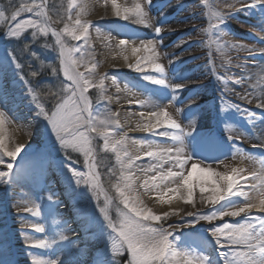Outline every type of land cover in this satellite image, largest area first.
<instances>
[{"label": "bare ground", "instance_id": "1", "mask_svg": "<svg viewBox=\"0 0 264 264\" xmlns=\"http://www.w3.org/2000/svg\"><path fill=\"white\" fill-rule=\"evenodd\" d=\"M136 4H140L142 11L147 13L146 23H140L139 17L133 11L125 13V9H134ZM71 13L72 28L78 27L77 18L88 25L86 34L79 33L86 36L87 42L83 39L75 42L81 49L74 53L75 58L79 60L82 54L84 56L83 62L77 65V70L89 78L88 88L98 86L103 92V109L92 112L97 122L105 117L110 120L103 131L109 134V145L123 159L128 169V187L131 190L126 193L127 198L143 210L152 205L151 209H156L158 215L170 209L181 208V198L177 192L170 191L175 188L174 184L178 180L170 183L164 180L160 183L161 176L170 168L174 172L183 170L187 175L189 170L186 171V166L180 169L176 164L177 159L213 171L209 161L214 151L206 139L210 135L209 128L205 125L203 115L199 113V109L206 104L196 103L205 97L201 92L205 84L198 83L200 79L197 67L192 63L202 60L203 57L193 54L194 44L187 39L189 31L183 29V19L175 0H73ZM157 27L160 28L159 34L156 33ZM149 40L155 46L154 49L146 50L143 45ZM121 41L125 43L121 44ZM258 42L260 43L257 40ZM262 43L264 41L260 44ZM133 49L139 51L133 54ZM148 56L155 58L154 62L162 66L163 73L153 71L151 63L143 71L136 70L138 59L143 66L145 61L142 58ZM260 68L256 63L253 76H249L251 80L248 76L243 78L246 82L241 86L245 88L248 103L242 102V105L246 108L236 106L228 100L230 96L240 97L238 91L242 87L221 83L215 96L223 103L225 115L232 117L225 124L223 132L249 147V152L254 153L248 157L246 164L239 165L237 182L257 205L264 198V185L260 181H255L257 190L252 191L253 176L262 175L264 170V107H258L264 103V74ZM14 72L7 66L5 58L0 60V112L5 117L0 125V139L7 151H15L16 148L23 151L32 149L41 136L34 127L38 122V115L33 108L34 102L27 99L31 91L19 72ZM157 79L163 80L164 84L154 83ZM160 92L164 96H159ZM232 108L234 113L230 112ZM153 112L167 113L166 117L161 115L160 120H170L178 127L161 123L150 130H144L145 125L156 124V117L151 116ZM8 115L14 121H9ZM191 123L197 125L194 130L186 127ZM167 132L174 133L173 137L180 135L181 141L162 135ZM187 135L196 137L195 145L192 144L195 146L194 152L197 150L199 156L204 159L208 157L207 160L196 162L185 158L188 152L185 148L191 143L186 146L182 143V151L177 155V149L181 147L174 148L170 144L174 146L181 143ZM145 137L155 139V142L145 146L140 139ZM120 140L124 141L123 145L119 143ZM165 148L171 149L167 162L147 156L149 151L163 152ZM5 160L6 156L0 149V164ZM161 162L166 167L161 170L160 176L158 171ZM22 168L26 167H16V171L23 172L21 176L0 182V220H4L6 224L0 228V235L7 233L0 238V264H103V260L113 254L110 248L115 249V245L110 248L101 246L90 232L91 225L86 220L89 207L78 196V186L68 179L70 175L73 177L70 171L72 167L53 163L44 169L43 177H46L48 186L53 187L51 194L43 193L31 173ZM72 169L80 173L78 168ZM148 172H157V176L151 179L142 174ZM145 181L148 183L145 184ZM156 184H159L162 194H142L141 191ZM196 189L195 198H198L199 203L207 191L202 196L199 189ZM166 193L167 200L163 197ZM207 194L210 195L211 192L208 191ZM238 199L243 206V197L238 196ZM24 208L27 209L25 212H15ZM247 213L264 217V212L257 211L256 208ZM36 222L43 231L35 230L38 229ZM254 223L258 224L259 220L254 218ZM215 227L218 226H213L210 231ZM40 236L44 240H40ZM62 238L67 240L62 242ZM49 239L54 241L56 250L61 254L57 258L52 256ZM42 241L46 243L45 247L36 246ZM79 242L85 244L81 251L75 247ZM208 242V248H219L215 237L209 236ZM215 257L217 264H223L219 257ZM174 259L183 260L181 256Z\"/></svg>", "mask_w": 264, "mask_h": 264}, {"label": "rangeland", "instance_id": "2", "mask_svg": "<svg viewBox=\"0 0 264 264\" xmlns=\"http://www.w3.org/2000/svg\"><path fill=\"white\" fill-rule=\"evenodd\" d=\"M33 2L39 3L40 0H14L11 7L19 6L21 3L32 4ZM253 3L254 0H175L176 7L180 9V17L183 19V29L189 31L187 39L194 44L193 54L203 57L202 60H196L192 63L193 66L197 67L200 79L198 83L205 84L201 89L205 97L202 100L196 101V103L200 104L204 102L206 104L199 109V113L203 115L205 125L209 128L210 135L206 139L214 151L209 164L213 167V172L221 175H232L233 170H238L239 165L246 164L248 157L250 158L254 155V153L249 152V147L223 132L225 124L229 123L232 117L225 115L223 103L215 97L217 90L221 88V83L231 87H242V90L238 91L241 94L240 97L230 96L228 100L236 106L246 108L242 105V102L248 103L245 88L241 86L243 82H246V79L243 78L244 76H248L247 78L250 79L249 76H253V69L256 63L260 65L261 70L264 69V57H261L264 54V43L260 44L264 41V3H254V6H247ZM44 4L46 5L44 11L49 17L44 25L48 28L46 35L40 33L38 29L26 27L21 31L19 38L9 37L7 35L8 27L14 25L16 22L5 20L0 23V31L4 33L0 39V60L5 58L7 66L12 68L15 74L19 72L28 85L31 94L29 98H26L34 102L33 108L35 114L38 115V122L37 124L35 123L34 127L41 136L32 149L20 151L15 159L6 156V160L0 164V172H10V175L8 177H0V182L4 183L12 177L21 176L23 172L16 171L17 165H20L21 167H26L25 169L22 168V170L31 173L43 193L51 194L53 187H49L46 177H43L46 167L50 164L58 163L67 168L70 166L78 168L80 173H76L70 168L73 177L70 175L68 179L78 186V196L89 207V214L86 220L88 221L87 224L91 225L90 232L96 237V241L101 243V246H108L110 248L111 245H115V249H119V237L109 227L108 221L104 219V216L106 213L112 222L117 224L118 228L121 212H127V209L124 208L121 202L120 193L123 192L124 196L127 197L126 193L131 189L128 187L130 181L125 179L128 178V169L123 159L120 158L112 146L109 145L108 148L104 147L105 141L103 136L90 130L87 134L90 138L88 147L91 151L87 155L84 151L62 147L60 141L56 138V134L52 131L51 125L40 114V109L37 107V103L42 104L39 95L33 91L23 77L21 68H17L16 66L18 63L14 58L15 56L11 55L9 51L13 48L14 44L23 42L20 40H24L26 42L22 50L28 59H30L29 56H33L34 51L38 52V48L43 49L44 53H40L44 58L51 59V53H53L56 61L54 64L51 63L52 66L49 68L51 81L48 82L55 87L59 97L65 95L62 92V88L65 84L71 86V82L66 80L63 75V67L59 59L60 45L56 43V37L52 33L53 30L60 33L66 50L77 47L76 40H73L70 35L64 32L65 25H69L72 28L71 12L73 0H44ZM51 4L59 8V12L54 11L53 16H51ZM0 10L4 11L6 17H10L11 9L9 12H6L3 9L1 0ZM28 19L40 20L41 18L33 16L32 13L23 12L17 18V22H23ZM34 31L37 32L35 40L38 39L41 42L39 45L38 43L33 45L34 39L32 33ZM257 40L260 43H257ZM251 54H255V56H249ZM33 95L36 96V100H33ZM85 95L90 102L92 111L103 109L101 105L104 95L100 87L93 86L88 88ZM159 96H164V94L160 92ZM169 103L171 104L172 102ZM230 112L234 113V108ZM0 119L3 122L5 121V117ZM8 119L11 122L14 121L11 116ZM196 126V124L191 123L186 127L189 130H194ZM162 135L171 138L174 133L167 132ZM140 139L142 140L141 143L145 146L152 145L155 142V139L153 140L150 137ZM195 141L196 137L194 135H187L181 143H176L174 146L173 144H169L174 148H183L182 143L185 146L191 143L185 148L188 150L185 158L188 160L192 159V161L196 160V162L207 160L208 157L205 159L200 157L197 150L194 152L195 146L193 147V145H195ZM223 141L226 142L224 143ZM44 148H49L50 150H44ZM9 163L13 166L11 170L7 168V164ZM185 166L186 171H190L193 164H186ZM165 167L166 165L161 162L158 175L161 176V170H164ZM169 170L174 172L171 168ZM142 174L151 177V179L157 176V172ZM167 181L170 183L172 180ZM179 182V180L175 182V188L173 189L179 188V191L175 192L181 198V208L170 209L168 212L158 215L156 209H151L152 205L147 206L149 210H145L150 211L152 215L161 217V219L159 221H146L145 223L151 227L166 229L170 233L169 240L178 251H181L180 256L182 258L184 253L187 252L189 259L197 260L198 257L204 256L207 258V264H217L215 256L220 258L219 253L221 251H246V249L239 246H236L234 249L219 247L212 250L208 248V237H213L210 228L213 226H223L225 223L233 225L254 223V218L264 217L246 212L241 213L240 216H225L222 219L216 218L212 221L197 219L199 216L211 214L216 209H226L237 204L241 205L238 196H230L228 200L221 201V204H212L207 200L209 196L207 191L203 200L197 203L198 198H195L197 189L195 188L191 201L187 202V189L182 184H179ZM221 183L223 184L224 182L221 181ZM159 187H151L141 192L145 196L150 194L159 195L162 194ZM30 190H32L31 187ZM167 194L163 196L166 200L168 199ZM39 200L43 201L42 197H39ZM139 200L143 202L142 199ZM26 210L24 208L15 212H25ZM4 225H6L4 220H0V228ZM36 226L39 228V223L36 222ZM5 235H7L6 232L1 234L0 238L5 237ZM40 240H44V238L40 236ZM66 240V238H62V242ZM221 240H223V237H221ZM48 242L51 246L52 256L55 258L59 257L61 254L56 250L54 241L49 239ZM84 245L79 242L75 244V247L81 251ZM110 249L113 254L104 259L103 264H129L131 256L126 250V246L119 253L114 251L112 247ZM236 264H240L239 259H237Z\"/></svg>", "mask_w": 264, "mask_h": 264}, {"label": "snow or ice", "instance_id": "3", "mask_svg": "<svg viewBox=\"0 0 264 264\" xmlns=\"http://www.w3.org/2000/svg\"><path fill=\"white\" fill-rule=\"evenodd\" d=\"M254 3H264V0H254ZM253 4L247 5L248 7L254 6ZM115 7V4L113 5ZM46 5L44 0H40L39 3L33 2L32 4L21 3L16 7L10 17H6L3 10H0V23L5 20H11L14 25L8 27L7 35L9 37L19 38L21 31L26 28L38 29L40 33L47 34L48 28L45 27V22L49 17L44 11ZM133 11L135 15L139 17L140 23L147 22V13L143 12L140 4H136L134 9H125V13ZM23 12L32 13L33 16L41 18L40 20L28 19L23 22H17V18ZM77 28H71L69 25H65L64 32L71 36L73 40H84L87 42L86 36H82L79 33H87L88 25L81 23L80 19L76 20ZM156 33H160V28H156ZM56 37V43L60 45L59 59L63 67V75L66 80L71 82V86L65 84L62 88V92L65 95L60 96L57 103L54 106V110L49 114L45 111L42 104L37 103V107L40 109V114L51 125L52 131L56 134V138L60 141L61 146L65 148H72L73 150L84 151L85 154L91 149L88 147L90 144V138L87 132L95 131L98 135L104 138V147L108 148L110 140L109 134L103 131L110 122L108 117L100 119L98 122L94 119L93 112L91 110L90 102L85 95L88 91L89 78L83 73L77 70V65L84 60L83 54L80 59L77 60L74 56L75 52H80L79 47L66 50L61 40L60 33L53 30L52 33ZM33 39L36 38L37 32L32 33ZM125 41H121V44ZM154 42L149 40L143 47L146 50L154 49ZM27 47V45H25ZM139 49H133L135 54ZM127 59V57H125ZM145 64L142 66L138 59L135 68L137 71L145 70L147 64H152V70L155 72L163 73L164 69L158 63H155L153 56L143 57ZM20 67L19 64L16 65ZM55 71V70H54ZM264 74V69L261 70ZM33 76L37 75V72H32ZM156 84H164L163 80L157 79L153 81ZM239 83V81H237ZM101 88L103 87V81L101 80ZM180 87V86H177ZM33 100H36V96L33 95ZM251 102V101H250ZM258 107H264V103L258 105ZM4 113L0 112V118ZM161 115L167 116V113L153 112L151 116L156 117V124H148L144 126V130H150L152 127H157L161 123H165L170 127H177V125L170 120H160ZM151 119V117L149 118ZM3 120L0 119V125ZM177 141H181V136L177 135L173 137ZM119 143L123 145L124 141L120 140ZM0 149L3 150V154L11 159H15L17 154L21 151L20 148H16L15 151H7L4 149L3 140L0 139ZM182 151V147L177 149V155ZM171 149H166L163 152L149 151L147 156L151 158H158L167 162ZM131 160V157H129ZM176 164L180 169H184L186 161L176 160ZM131 167V165H128ZM12 164H7L9 170L12 169ZM240 170H233L232 175H221L213 172L210 169L198 168L193 164L192 169L185 175L181 172H173L169 170L166 175L161 176L160 183L164 180H172L175 182L179 180L181 184L187 189V202L192 199L193 191L195 188L199 189V192L203 194L206 191H210L211 195L207 197L208 202L212 204H221V201L228 200L230 196L243 197L245 204L241 206L237 204L230 206L226 209H216L209 215H203L197 217L200 220L212 221L216 218H223L225 216H240L241 213L251 211L252 208H256L257 211L264 212V198L260 199L259 205L252 202L248 193L241 189V185L237 182ZM10 172H0V177H8ZM130 180V178H125ZM221 181L224 183L222 184ZM252 191L257 190V184L255 181H260L264 185V170L262 175L253 176ZM148 181H145L147 184ZM159 187V184L154 185ZM170 191H179V188L171 189ZM121 202L127 212H121V219L119 221V227L114 224L112 220L105 213L104 219L108 221L109 227L113 232H116L120 240V248L114 249L117 253L124 249L130 253L131 259L129 264H207V258L200 256L197 260L189 259L188 253L185 252L183 260H176L175 257L181 255V251H178L175 245L169 240L170 233L164 228H155L146 224V221H159L161 217L152 215L150 211L141 210L137 203L133 202L129 198L124 196L121 192ZM102 211H104L102 209ZM259 223H243L239 225H233L229 223L223 224L211 229V235L216 238V245L220 248L234 249L236 246L246 249V251H221L219 256L223 261V264H236L237 259L240 260V264H264V218L257 217ZM38 231H43V228H38ZM223 237V240H221ZM38 247H45V242H40Z\"/></svg>", "mask_w": 264, "mask_h": 264}, {"label": "trees", "instance_id": "4", "mask_svg": "<svg viewBox=\"0 0 264 264\" xmlns=\"http://www.w3.org/2000/svg\"><path fill=\"white\" fill-rule=\"evenodd\" d=\"M13 2L14 0H1L3 9L6 12H9V10L11 9V13H12V11L16 7H18V6L11 7ZM50 10H51V16L54 15L55 13L54 11L59 12L58 6L56 7L55 5L54 7V4H51ZM20 41H23V42L14 44L11 51L14 54L18 63L21 65L24 76L28 79L30 85L37 92L42 104L44 105V108L49 113L52 110H54V106L57 103V100L59 99V94L58 92H56L55 87L48 82V81H51L50 80L51 73H49V68L52 66L51 63L52 64L55 63L56 58L53 56V53H51L52 54L51 59L42 57L40 52L44 53L43 49L38 48V52L36 53V51H34L33 56L31 57L29 56L30 59H28V57L25 55V53L22 50L23 45L26 41L24 40H20ZM37 43L38 45L39 43L41 44V42L38 39L36 40L34 39L33 45ZM54 67L56 68V66ZM33 71L37 72L36 76L32 75ZM111 160H112V157H111Z\"/></svg>", "mask_w": 264, "mask_h": 264}, {"label": "clouds", "instance_id": "5", "mask_svg": "<svg viewBox=\"0 0 264 264\" xmlns=\"http://www.w3.org/2000/svg\"><path fill=\"white\" fill-rule=\"evenodd\" d=\"M169 126H171V125H169ZM177 127H178V125H177Z\"/></svg>", "mask_w": 264, "mask_h": 264}]
</instances>
